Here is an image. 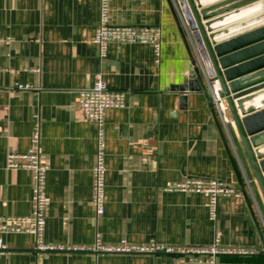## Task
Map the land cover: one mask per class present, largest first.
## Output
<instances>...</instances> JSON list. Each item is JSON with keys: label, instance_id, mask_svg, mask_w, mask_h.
<instances>
[{"label": "crops", "instance_id": "obj_1", "mask_svg": "<svg viewBox=\"0 0 264 264\" xmlns=\"http://www.w3.org/2000/svg\"><path fill=\"white\" fill-rule=\"evenodd\" d=\"M201 1L224 10L211 26L220 39L234 40L235 61L264 72V0ZM109 6L111 24L160 26L158 61L147 43L119 42L109 43L99 59L92 42L98 0H0V217L32 211L31 172L5 163L7 154L26 151L38 129L40 160L48 166L45 242L86 249L99 238L106 245L124 240L185 250L41 252L32 234L8 232L0 234L7 245L0 264H204L207 255L192 250L211 245L216 231L220 247L229 250L216 255V264H264L204 95L187 93L181 101L180 92L168 89L185 81L189 59L166 0H109ZM97 71L109 89L124 93V104L105 113V203L96 218L90 203L96 127L78 98ZM220 125L264 235V202L236 129L232 122ZM186 177L216 178L239 195L220 196L211 220L205 195L166 189Z\"/></svg>", "mask_w": 264, "mask_h": 264}, {"label": "built area", "instance_id": "obj_2", "mask_svg": "<svg viewBox=\"0 0 264 264\" xmlns=\"http://www.w3.org/2000/svg\"><path fill=\"white\" fill-rule=\"evenodd\" d=\"M99 21L95 28L92 42L96 45L99 59L106 56L109 43H147L153 48L156 61L161 50V28L153 26L114 25L110 23L109 0H98ZM210 99L214 109L218 113L220 122L226 127L228 107L225 98L219 94L216 83H209ZM124 104L122 91L109 89L103 79L102 72L94 75L93 84L90 87L79 90L78 107L83 115L92 121L96 127L95 151L93 155L92 194L90 203L95 217L104 212L105 203V113L107 109L119 108ZM39 131L36 129L31 145L22 154L9 153L6 155V168L27 169L32 178V211L25 217L6 216L0 217V234L8 232H26L33 235L34 249L41 252L51 251H80L90 250L93 253H129V252H173L184 251L178 247H170L151 242L147 245H131L124 240L113 245L103 244L96 238L93 245L86 249L79 245H54L44 241V228L49 201L46 197L45 184L47 164L40 160ZM168 191L201 193L206 196L205 207L211 220L216 219L217 201L220 196L239 195V192L216 178L186 177L166 187ZM7 249V245L0 237V251ZM197 254L207 255L204 264H216V255L229 252L220 247V232L216 231L213 242L206 247H197L192 250Z\"/></svg>", "mask_w": 264, "mask_h": 264}, {"label": "water", "instance_id": "obj_3", "mask_svg": "<svg viewBox=\"0 0 264 264\" xmlns=\"http://www.w3.org/2000/svg\"><path fill=\"white\" fill-rule=\"evenodd\" d=\"M166 3L189 59V72L185 81L171 84L168 89L180 92L181 101L186 99L187 93L198 92L204 95L255 222L261 243L258 252L264 255V235L227 147L208 87L209 83H216L219 94L225 98L228 107L226 123L232 122L236 129L249 163L253 183L264 202V72L252 73L253 70L244 69V65L235 61V50L231 48L234 40H222L218 37L220 31L211 24L215 17L224 12L217 10L220 3L203 4L201 0H166Z\"/></svg>", "mask_w": 264, "mask_h": 264}]
</instances>
